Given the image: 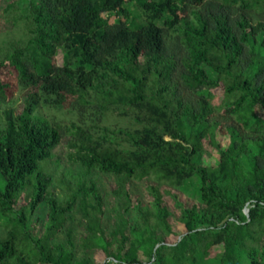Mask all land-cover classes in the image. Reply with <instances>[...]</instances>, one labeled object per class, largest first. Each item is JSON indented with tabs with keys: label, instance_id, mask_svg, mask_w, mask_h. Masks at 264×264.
Returning a JSON list of instances; mask_svg holds the SVG:
<instances>
[{
	"label": "trees",
	"instance_id": "1",
	"mask_svg": "<svg viewBox=\"0 0 264 264\" xmlns=\"http://www.w3.org/2000/svg\"><path fill=\"white\" fill-rule=\"evenodd\" d=\"M0 11V103L24 93L18 113L0 114V264H96L76 258L77 205V246L104 252L98 264H264V0H0ZM63 141L77 175L49 167ZM94 172L112 178V230ZM193 178L187 208L179 191ZM148 179L154 211L131 191ZM177 223L186 233L167 244Z\"/></svg>",
	"mask_w": 264,
	"mask_h": 264
},
{
	"label": "rangeland",
	"instance_id": "2",
	"mask_svg": "<svg viewBox=\"0 0 264 264\" xmlns=\"http://www.w3.org/2000/svg\"><path fill=\"white\" fill-rule=\"evenodd\" d=\"M125 6L131 12V17L135 21L136 24H141V23L146 22L147 18H146L145 12L140 6H138L136 2L128 3ZM109 18L111 21L116 19L114 15L113 16L111 15ZM158 24L162 25V21H159ZM8 28H10L9 25H7L4 18L0 16V33L7 31ZM6 35H7L6 32L2 34V36L4 37ZM7 37H10V36H7ZM216 92L220 95V98L222 99L223 90L218 89ZM23 95L24 93L17 92L13 95L9 103L7 104L0 103V114L3 115L6 112V110H13L18 113L23 107L22 106V102H23L22 96ZM57 116L60 118H64L67 116V114L65 112H61V113H57ZM109 122L113 125L118 124L122 126H132L131 122L128 119H121L118 116H116V114L109 116ZM217 141L221 144L222 148L224 149H226L231 143L230 136L222 134L221 132L217 133ZM66 153H67L66 144H65V141H63L54 150L53 157L49 165V167L56 173V176H63V175L74 176V175H77L78 172L80 171V168L77 165L73 164L67 159ZM219 161H220V156L216 150L206 152L203 158V164L205 166L216 165L219 163ZM93 175L97 178L100 188L105 193L106 215L104 218V224L105 226H107L109 230H112L113 229L112 221L114 219L113 207L116 205L114 202V198L110 193L112 178L109 176L98 175L95 172L93 173ZM153 182H154L153 179H148L140 183L134 182L132 183L131 191L134 194V197H138L139 199H141L145 207H148L154 211L155 208L152 203L153 198L151 197L147 189V186ZM52 189L56 197L59 200H63L65 198V192L62 191L60 188H58L57 186H53ZM179 200L187 208H191L198 203V200H199L198 180L196 178H193L188 183H186L185 186L181 189V191H179ZM165 201L170 202V199L168 197H165ZM45 216H46V206L42 204L35 211L34 218L36 219L37 217H39V219L43 220ZM81 217H82V213H81L79 205H77L74 208V211L70 214V219L67 224V226L74 231L73 234H74V243L76 244V248H75L76 258L79 259L80 257L86 256L87 258L91 259L96 264L106 262L107 258L104 252L100 251L97 253L93 252L92 254L91 253L86 254L83 250H81L77 246L78 236L83 234V230L79 225ZM129 217L131 220L136 219L137 217L136 212H134L133 210H130ZM39 225L41 227L42 221L39 222ZM175 230L177 232L176 235L166 237L167 244H175L180 239V237L186 233V229L183 223H177ZM55 241L58 243L65 242L66 241L65 233L64 232L59 233ZM139 258L142 262L149 261V258L144 256L142 252H139Z\"/></svg>",
	"mask_w": 264,
	"mask_h": 264
}]
</instances>
